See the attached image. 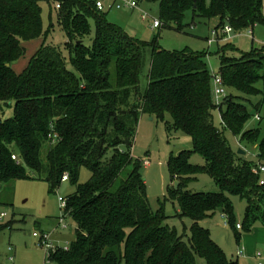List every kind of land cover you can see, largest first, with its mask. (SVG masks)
<instances>
[{"label":"trees","instance_id":"1","mask_svg":"<svg viewBox=\"0 0 264 264\" xmlns=\"http://www.w3.org/2000/svg\"><path fill=\"white\" fill-rule=\"evenodd\" d=\"M59 2L57 20L66 36L63 48L68 60L61 46L42 43L16 72L12 64L24 54L23 41L46 34L41 8L38 0H0V180L41 179L52 191L66 173L75 186L66 196L64 210L74 222V239L67 250L51 252V260L55 264H199L202 258L204 264H238L200 222L221 208L236 244L241 231L264 222V184H259L264 174L252 171L264 165V135L257 127L244 128L259 106L255 104L252 113L241 101L257 94L264 101V48L239 56L233 54L234 44L217 48L219 66L214 74L221 76L226 88L239 93H227L217 106L206 52L152 45L147 86L141 94L138 74L146 43L109 21L95 0ZM262 9V0H159L158 20L161 27L174 21L182 28L190 10L201 17H218L215 29L229 26L238 33L255 23L264 25ZM215 108L221 130L214 124ZM140 114L161 121L168 114L171 121H165L166 127L186 133L192 151L203 158V164L192 165L191 151L183 150L166 162L171 182L179 181L177 188L174 183L168 187V196L177 201L178 215L191 220L187 239L164 223L167 216L161 205L153 210L149 204L140 172L144 160L131 155ZM226 132L239 143L255 144L256 159L233 150ZM49 133L55 135L53 143ZM46 143L49 146L43 150ZM82 167L90 177L80 183ZM199 170L218 191L184 189L190 175ZM229 195L246 202L241 222ZM7 227L10 223L0 224V230Z\"/></svg>","mask_w":264,"mask_h":264},{"label":"rangeland","instance_id":"2","mask_svg":"<svg viewBox=\"0 0 264 264\" xmlns=\"http://www.w3.org/2000/svg\"><path fill=\"white\" fill-rule=\"evenodd\" d=\"M101 1L104 3L103 11L107 13L109 21L121 26L129 37L146 43L138 74V86L141 94L145 93L147 86L152 45L169 51L206 52L204 60L211 74L218 71L217 48L225 43L234 44L237 48L233 52L235 56L252 50L256 51L261 47L264 48V25L260 23H255L253 27L238 33H225V28L218 27L215 29L219 22L217 17L205 18L194 15L192 11L188 10L182 21V28H178L177 23L171 21L167 27L160 26L152 29L150 26L152 20L159 19V0H139L138 5L133 9H117L114 6V0ZM38 3L41 8L42 30L46 34L34 40L23 41L24 54L12 64V68L16 72L21 71L27 65L30 57L42 43L61 46L65 59L68 60L69 58L68 51L63 48L66 36L58 23L54 1L38 0ZM262 5L264 14V0H262ZM143 13L147 14L145 20L141 18ZM90 24L91 37L94 34L93 20H90ZM214 30L218 36L214 34ZM88 40H86L87 43H89ZM67 65L72 69L69 63ZM257 86L260 87L261 83L259 82ZM226 92H231L233 95L239 94L236 90L228 87ZM241 101L252 113H255L254 105L258 104L257 112L261 117L260 120H256L252 115L244 128L257 127L260 129L261 135H264V101L261 100V95L245 96ZM11 113L12 110L10 109L5 115L9 116ZM213 119L215 126L221 130L223 124L218 108L213 110ZM165 121H171L168 114H165L163 121L147 114H140L131 155L134 159L148 161L144 164L141 163L140 172L146 182L151 208L156 210L161 205L167 216L164 223L175 227L179 234L184 233V238L187 239L191 220L178 215L177 201L171 200L168 196V187L173 186L174 182H171L166 162L170 155H176L183 150L191 151L189 162L192 165L203 164V158L192 151L191 139L186 133L168 129ZM226 137L233 150L237 152L241 148L245 151V158L256 159L257 148L255 144L239 143L237 137L230 132H226ZM48 146L49 144L46 143L43 150H46ZM190 176L192 178H189L185 190L191 192L218 191V186L203 171H196ZM89 177V170L82 167L79 182L83 183ZM177 180L178 178L175 179V181ZM74 190L75 186L71 184L68 177H63L59 185L52 191L49 190L48 183L41 179H17L7 183L0 180V213H5V216L0 218V224L10 223V227L0 230V264H44V249L37 245L36 238L32 236L33 231H51L54 240L68 245L74 239L75 226L73 220L63 214L58 196L66 197L72 194ZM229 196L234 205L237 221L241 222L246 202L236 195ZM216 215V218L204 221V227L209 229L213 241L223 249L228 258L231 259L232 256L236 258L239 248L235 242L233 230L225 224L223 216L221 219L218 217L221 216L220 213L217 212ZM59 217L64 218L66 227L63 228L58 225ZM10 257L11 259H9ZM203 262L202 258H198L199 264H204ZM242 263L264 264V257L262 255L256 259H242Z\"/></svg>","mask_w":264,"mask_h":264},{"label":"built area","instance_id":"3","mask_svg":"<svg viewBox=\"0 0 264 264\" xmlns=\"http://www.w3.org/2000/svg\"><path fill=\"white\" fill-rule=\"evenodd\" d=\"M53 1H54V7L56 9H58L59 6H60L59 0H53ZM137 5H138L137 0H114V6L117 9H120V8L133 9ZM95 6L99 10H104V3L101 0H95ZM111 6H112V4H111ZM141 18L144 19V20L147 19V14L143 13L141 15ZM160 25H161V23L157 19H153L151 24H150L152 29L159 28ZM224 28H225V30H224L225 33L231 32V28L229 26H226ZM214 34L217 35L215 30H214ZM226 95H227L226 88L222 84L221 76L217 75V74H214L213 75V96H214V102L216 103L217 106H219L222 103L223 98ZM254 118L256 120L260 119L258 114H255ZM48 137H49L51 143H53L56 140L55 135H53L52 133H49ZM12 158L15 159V155H12ZM147 162L148 161L144 160L143 164L147 163ZM252 171L255 174H259V173L260 174H264V165H259L258 167L253 168ZM63 177H67V174L65 173L63 175ZM259 184H264V177H260ZM58 202L60 203V206L63 208V214L66 215L64 213V210L66 208V197L58 196ZM4 216H5V213L1 212L0 213V218H3ZM58 225L60 227H63V228L66 227V224L64 223V218L63 217H59L58 218ZM236 227L238 229H240L241 228V224L237 223ZM32 236L36 238L37 245H39L40 247H42L44 249V264H55L51 260V257H50L51 252L55 251L57 248H63L64 250H67L68 246H69V244L68 245H65V244L61 245V244L56 243L52 239L51 233L48 232V231H39V232L38 231H33L32 232ZM237 254H241V251L239 249L237 250ZM9 259H11V257Z\"/></svg>","mask_w":264,"mask_h":264},{"label":"crops","instance_id":"4","mask_svg":"<svg viewBox=\"0 0 264 264\" xmlns=\"http://www.w3.org/2000/svg\"><path fill=\"white\" fill-rule=\"evenodd\" d=\"M222 216L223 215L221 214V216H218V217H220L221 219ZM216 217L217 215L215 213L210 219L216 218ZM206 220L208 219L202 220L200 222V224L203 227L205 226L203 222ZM48 232L51 233V237H52L53 236L52 232L51 231H48ZM54 241L58 244H61V245L63 244L62 242L58 240L56 241V239ZM237 246L239 250L241 251V254L239 255L236 254V260L238 261V264H243L242 259H246V260L256 259V258L262 257V255L264 257V222L256 221L250 230L244 233H241L240 240Z\"/></svg>","mask_w":264,"mask_h":264},{"label":"water","instance_id":"5","mask_svg":"<svg viewBox=\"0 0 264 264\" xmlns=\"http://www.w3.org/2000/svg\"><path fill=\"white\" fill-rule=\"evenodd\" d=\"M237 152H238L239 154H242V155L245 154V151H244L243 149H241V148L238 149ZM178 184H179V181H175V182H174V187L177 188V185H178ZM218 211H219V212H222L221 208H219Z\"/></svg>","mask_w":264,"mask_h":264}]
</instances>
